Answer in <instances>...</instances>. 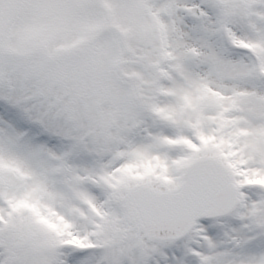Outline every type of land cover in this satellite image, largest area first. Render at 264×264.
<instances>
[{"label": "snow or ice", "instance_id": "6c2138e0", "mask_svg": "<svg viewBox=\"0 0 264 264\" xmlns=\"http://www.w3.org/2000/svg\"><path fill=\"white\" fill-rule=\"evenodd\" d=\"M0 264H264V0H0Z\"/></svg>", "mask_w": 264, "mask_h": 264}]
</instances>
